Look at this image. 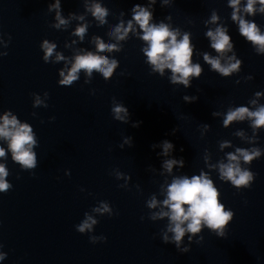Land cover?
Segmentation results:
<instances>
[{"label":"clouds","instance_id":"clouds-1","mask_svg":"<svg viewBox=\"0 0 264 264\" xmlns=\"http://www.w3.org/2000/svg\"><path fill=\"white\" fill-rule=\"evenodd\" d=\"M173 2L174 0H160L162 6H168ZM83 3L84 14L69 13L68 18L62 15L61 0H55L54 3L49 4L48 12L55 11L56 21L51 27L58 30L67 29L71 20L80 21L81 23H78L71 35L83 42L90 26L86 21V15L90 14L98 26L108 23L107 17L110 15V11L101 0H83ZM156 3L157 0H147V6H142L139 3L134 4L131 8V18L127 20L123 19L124 13L120 12L121 18L107 33L114 42L106 43L101 36L94 35L91 38V43L95 45V51L77 49L71 58H67L62 52L56 51V43L44 39L40 45L43 51V61L45 63L65 62L64 67L59 70L58 83L61 86H72L79 80L81 71L85 74L86 84L91 82L94 72L100 74L107 81L115 74V70L119 67V61L104 55V53L122 51V42L127 41L131 34L143 42L144 46L141 51L146 57L145 62L150 67L151 73L163 77L166 70L170 71L171 75L168 79L171 84L183 85L184 88L191 87L192 78L198 79L203 72L201 64L193 62L195 45L192 43V34L173 27L170 15L165 17V20L169 21L168 23L164 20L158 23L154 22L153 6ZM227 6L232 9L231 20L238 26L239 34L253 46L257 54L264 55V31L255 20L247 18L255 17L257 14L264 15V0H228ZM220 20L221 17L217 11L213 10L210 17L204 21L207 28L205 36L210 41L211 49L217 55L213 56L204 52L202 56L212 71L222 77H230L240 72L243 62L237 58L234 51V43L229 35V29L220 23ZM209 25H215V27H208ZM65 46L68 47V45ZM5 47H7V42ZM229 53L231 55H228ZM4 55L7 53H0V56ZM252 79L251 75L245 77V80ZM236 83L239 84L240 81L237 80ZM262 96H264V92L258 91L254 94L255 98L249 100L250 106L229 107L223 114V127L228 128L234 122L248 121L252 129V136L247 137L243 130L236 131L234 135L246 140L249 144H255L257 133L264 129V104L258 103V99ZM33 97L34 108L48 107L47 92L44 93L43 98L35 93H33ZM197 99V96H183V100L188 103L195 102ZM111 113L116 121L129 122L130 114L127 107L123 103L116 102L115 99ZM32 115L35 116L36 113ZM212 115L216 117L222 114L214 111ZM50 119L54 120L55 118L51 117ZM139 124L140 122H135L132 126L139 127ZM202 129L208 131L210 125L204 124ZM0 141L7 145L6 148L0 145V161H6L8 153H10L12 161L18 164L22 170L32 171L38 166L37 153L34 151L38 147L36 133L31 124L21 122L10 110L4 111V114L0 116ZM124 144L131 147L132 138L126 137ZM124 144H120L119 147L123 148ZM159 146L162 152L158 155L165 157L169 156L174 149V145L168 140L162 141ZM152 147L155 149L157 145H152ZM228 147H232L230 141L219 142L220 150ZM262 151L264 150L259 147H236L234 151L226 153V160L222 159L216 164L208 163L209 155L205 151L204 160L209 169L218 172L221 181L230 182L233 187L240 190L250 188L255 179V174L242 165H250L261 157ZM175 166L183 168V158L166 159L162 165L168 174L172 173ZM65 174L70 175L69 172ZM9 175L10 171L6 163L0 162V193H7L13 188L7 179ZM122 176V173L116 172L117 179ZM120 187L125 186L120 185ZM161 194L164 197L162 200H158L157 196L153 194L147 200L146 206L150 210L159 209L151 211L149 219L154 221L167 218L168 220L166 230L161 236L163 243H172L178 251L186 253L190 251L189 246L182 247L186 234L189 244L193 242L194 237H199L195 241L196 243L203 241L204 238L200 233L204 228L209 229L218 237L226 236V226L233 220L235 213L230 209L226 210L220 200V191L209 172L201 170L198 175L190 177L188 175L174 176L170 183L165 182L164 185H161ZM91 213L96 215L85 212L83 219L75 225L76 231L81 234H90L99 222L97 216L108 215L111 217L114 214L112 207L106 201L99 202L91 209ZM169 233L172 234L171 237H169ZM106 239L104 236L89 235V241L93 244L106 241ZM2 248L3 244L0 243V249ZM6 257L7 253L0 250V261Z\"/></svg>","mask_w":264,"mask_h":264}]
</instances>
